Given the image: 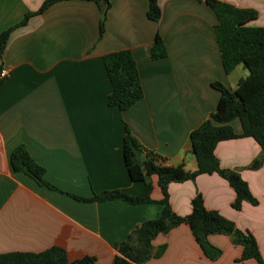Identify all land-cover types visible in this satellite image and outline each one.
Returning <instances> with one entry per match:
<instances>
[{"label":"crops","instance_id":"crops-1","mask_svg":"<svg viewBox=\"0 0 264 264\" xmlns=\"http://www.w3.org/2000/svg\"><path fill=\"white\" fill-rule=\"evenodd\" d=\"M219 1L255 10L258 16L250 26L264 27V0ZM44 2L0 0V35ZM110 2L102 38L101 7L69 0L32 16L8 39L2 66L10 75L0 83V255L60 247L71 262L89 256L97 264H113L117 245L144 222L160 217L163 195L157 176L150 179L154 204L74 197L91 199L114 190L142 193L144 183L133 182L125 165L126 127L162 164L196 171L191 133L217 108L221 93L213 83L235 90L249 75L243 65L226 74L217 18L205 0H158V22L147 16L149 0ZM157 34L168 55L154 60ZM121 51L132 53L144 90V97L126 111L108 105L112 85L104 63L106 55ZM230 125L242 134L239 120ZM19 145L44 167L46 180L57 190L12 172L10 155ZM215 154L221 168L239 172L259 204L234 209V190L213 174L172 183L171 207L178 216H188L200 193L208 210L219 212L257 243L264 262V163L250 169L261 148L252 138H238L220 142ZM208 240L222 250L217 260L204 255L189 226L182 224L153 240L154 251L166 249L144 264H258L239 261L243 248L229 236L215 234Z\"/></svg>","mask_w":264,"mask_h":264},{"label":"trees","instance_id":"trees-1","mask_svg":"<svg viewBox=\"0 0 264 264\" xmlns=\"http://www.w3.org/2000/svg\"><path fill=\"white\" fill-rule=\"evenodd\" d=\"M62 1L69 0H45L36 13L27 14L20 23L0 35V72L12 31L26 25L32 16L41 14ZM82 1L94 2L101 7L100 37L102 38L106 16L111 8L110 0ZM205 3L217 18L215 32L226 74L243 65L249 75L239 81L235 90L221 83H213V87L221 93L217 108L208 120L191 133L190 152L195 156L198 164L196 171H187L184 164L176 166L162 164L158 156L142 148L126 127L123 142L125 165L133 182L144 183L142 193L138 196H130L114 190L95 195L91 199L74 197L85 202L121 200L129 205L154 204L157 202L152 199L153 186L150 179L152 176H157L158 186L163 195L162 200L158 202L163 206L162 213L159 218L144 222L126 241L117 245L118 255L113 264H144L152 258L161 257L166 248L163 246L154 251L153 240L182 224L189 226L195 241L210 260H217L222 255V250L211 245L208 240L209 236L219 234L229 236L234 245L243 248L239 261L255 260L258 264H264L257 243L239 231L232 221L219 212L208 210L200 193L193 198L191 213L185 217L178 216L173 211L169 200L168 190L172 183L195 181L200 175L217 174L226 180L235 192L236 197L232 204L234 209L240 210L243 203L252 206L259 204L238 171L221 168L215 150L223 141L252 138L260 146L261 155L253 161L250 169H258L264 163V27L250 26L258 16L255 10L239 9L219 0H205ZM161 15L158 0H149L148 18L158 22ZM167 55L166 44L157 34L151 56L154 60H158L166 58ZM104 63L112 85L108 105L117 107L121 111L130 109L144 97L139 71L132 53L121 51L108 54L104 57ZM233 120H239L241 123L243 130L241 135L236 134L230 125ZM142 154H144L143 159H141ZM10 165L13 173L27 175L37 185L57 190L46 180V170L32 158L25 145H19L11 152ZM0 264H97V262L95 258L89 256L71 262L64 249L53 247L41 253L2 254Z\"/></svg>","mask_w":264,"mask_h":264},{"label":"built area","instance_id":"built-area-1","mask_svg":"<svg viewBox=\"0 0 264 264\" xmlns=\"http://www.w3.org/2000/svg\"><path fill=\"white\" fill-rule=\"evenodd\" d=\"M10 75L9 70L2 68L1 72H0V80H5L6 78H8V76Z\"/></svg>","mask_w":264,"mask_h":264},{"label":"rangeland","instance_id":"rangeland-1","mask_svg":"<svg viewBox=\"0 0 264 264\" xmlns=\"http://www.w3.org/2000/svg\"><path fill=\"white\" fill-rule=\"evenodd\" d=\"M240 68H244L243 66H241Z\"/></svg>","mask_w":264,"mask_h":264}]
</instances>
